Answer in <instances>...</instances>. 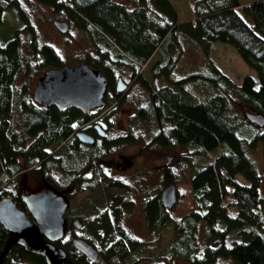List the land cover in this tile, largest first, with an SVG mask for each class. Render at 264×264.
<instances>
[{
  "label": "trees",
  "instance_id": "trees-1",
  "mask_svg": "<svg viewBox=\"0 0 264 264\" xmlns=\"http://www.w3.org/2000/svg\"><path fill=\"white\" fill-rule=\"evenodd\" d=\"M33 1L53 13H63L75 28L91 36L94 52L86 54L84 64L98 70L105 78L107 94L112 95V101L119 99L120 93L115 92L111 67L131 66L133 80L148 95V106L135 111L134 122L146 121L156 127L155 136L161 143L165 135L189 147L197 159H208L206 164L194 169L189 180L193 208L186 215L173 221L158 195L142 203L150 236H158L165 226L172 224V240L163 254L172 261L180 259L186 264H215L217 260H229L232 264H264L261 178L246 155L247 150L264 145V126L258 127L246 118L229 121L223 94L203 102L184 88L187 82L212 88L221 84L229 87L228 79L208 58L211 44L228 45L256 77V82L250 76L243 77L240 85L234 87V94L254 115L264 120V0H252L244 5L239 4V0H186L192 16L184 20L178 18L173 0ZM16 6L15 1L9 5L0 1V24L6 10L12 8L21 30L27 35L29 59L24 61L21 41L16 34L0 45V199L7 197V191L1 187L6 177L17 176L20 172L18 160L35 179L42 178L46 164L53 161L48 151L50 147L65 143L71 151L82 148L72 136L73 123L89 120L75 109H43L26 102L21 91L15 98L14 85L21 73L28 74L32 68L38 71L44 67L49 70L64 66L49 46L37 47L32 25ZM181 38L202 53L205 68L167 82V86L157 87L155 79L166 80L170 75L173 53ZM144 63L150 64L148 72L152 83L137 75ZM15 100L25 117L19 134L10 132L8 123ZM163 126L170 128L165 131ZM84 148L91 150L94 146ZM238 176L246 184L239 183ZM170 183V178L164 174V184ZM228 192L237 209L233 218L227 216L222 206ZM11 201L25 211L19 197ZM119 220L120 210L112 206L96 217L90 227L89 237L100 244L97 259L122 262L131 251L139 250V243L119 228ZM200 224L204 227L201 246L197 242ZM73 228L65 224L64 238L56 243L65 252L66 264H97L74 251L70 240L64 243L65 238H73ZM9 238V233L0 225V255ZM1 264L45 263L41 256L13 244Z\"/></svg>",
  "mask_w": 264,
  "mask_h": 264
},
{
  "label": "rangeland",
  "instance_id": "rangeland-1",
  "mask_svg": "<svg viewBox=\"0 0 264 264\" xmlns=\"http://www.w3.org/2000/svg\"><path fill=\"white\" fill-rule=\"evenodd\" d=\"M0 1L5 5L12 1L16 2V7L27 18L36 33L37 47L49 46L59 57L62 65L68 68L79 66L85 63L88 52H94L91 36L75 28L63 13H53L48 7L33 0ZM250 1L252 0H239V4L244 5ZM173 2L180 20L190 16L191 10L186 0ZM54 22L65 23L66 32L59 33L53 26ZM13 34L19 37L22 57L27 61L29 59L27 35L21 30L12 8H9L0 24V45L5 44ZM177 44L172 57L174 61L170 75L166 80L155 79L157 87L167 86V82L198 73L205 68L202 53L192 43L181 38ZM208 58L228 79L230 86L221 84L217 88H212L202 83L187 82L184 84L185 91L203 102L216 94H223L227 105L225 115L229 121L245 118L246 113L254 115L255 113L244 105L233 91L245 76H250L256 82L253 71L243 64L233 48L225 44H211ZM149 67L150 64L144 63L137 75L147 83H152ZM47 69L44 67L34 71L32 68L28 74L21 73L14 85L15 98L21 91V97L26 102H32L35 83ZM111 72L113 85L120 79L126 86L125 91L120 92V97L116 101L110 99L111 94H106L104 98L106 104L91 109L88 116L90 121H96L104 130L105 137L98 139L91 150L79 148L77 151H71L65 143L50 147L48 151L53 161L46 164V172L42 178L35 179L33 173L24 168L23 162L18 160L20 172L17 176L6 177L1 187L7 191V198L10 200L15 196H21L22 193L34 194L44 190L60 195L68 206L65 223L70 225L72 220H76L79 225L77 228L79 230L73 228V238L80 239L96 252L100 244L89 237L90 227L96 217L109 211L112 206L113 209L120 210L119 228L139 243V250L131 251L122 262L96 259L94 262L97 261V264H186L180 259L172 261L163 254V249L172 240V224L165 226L158 236L148 234L142 203L153 195H158L160 199L161 191L173 185L175 202L170 209L163 208L169 212L173 221L180 219L193 208L189 186L193 171L206 164L208 159H197L189 147L181 146L165 135H162L164 142L161 143L155 136L158 131L156 127L150 126L146 121L134 122L132 119L135 111L148 106L147 92L133 80L129 64L111 67ZM24 118L15 100L8 119L9 131L21 133ZM73 125L75 132L83 128L85 123L78 120ZM169 128L170 126H163L162 129L167 131ZM246 155L254 163L261 178L259 195L264 199V145L247 150ZM164 174L172 183L164 184ZM237 181L246 184L240 176L237 177ZM222 206L227 216L231 218L236 216L237 209L230 192L223 199ZM260 225L264 229V211L260 213ZM203 229L201 224L198 225L197 242L200 246L203 243ZM70 239L65 238L63 241L65 243ZM215 264L232 263L229 260H217Z\"/></svg>",
  "mask_w": 264,
  "mask_h": 264
},
{
  "label": "water",
  "instance_id": "water-1",
  "mask_svg": "<svg viewBox=\"0 0 264 264\" xmlns=\"http://www.w3.org/2000/svg\"><path fill=\"white\" fill-rule=\"evenodd\" d=\"M53 26L59 33L67 30L63 22H54ZM126 87L119 79L115 83V91L120 93ZM106 80L98 70L89 68L86 64L68 68L46 70L38 79L32 90V102L41 108L50 107L58 111L75 109L82 115L105 105ZM246 120L258 127L264 126L260 115L246 113ZM99 137L103 131L94 126ZM81 144L90 145L91 137L82 132L73 134ZM168 161V159H166ZM25 211L18 209L9 198L0 199V225L9 233L10 238L1 255L2 258L13 244L21 245L31 253L41 256L45 264H66L65 252L56 243L64 238L65 214L67 204L63 198L51 191H41L34 194L24 193L22 198ZM162 206L170 209L175 202L173 185L165 187L160 193ZM72 226L79 228L76 220ZM70 245L74 251L83 256L88 262H94L98 253L91 246L78 238H71Z\"/></svg>",
  "mask_w": 264,
  "mask_h": 264
},
{
  "label": "flooded vegetation",
  "instance_id": "flooded-vegetation-1",
  "mask_svg": "<svg viewBox=\"0 0 264 264\" xmlns=\"http://www.w3.org/2000/svg\"><path fill=\"white\" fill-rule=\"evenodd\" d=\"M115 83H116V82H115ZM125 87H126V86H125ZM106 89H107V88H106ZM106 94H107V90H106V92H105L104 98H105ZM104 101H105V100H104ZM105 104H106V102H105ZM43 109H44V108H43ZM88 115H89V114H88ZM88 115H84V116H87V117H88ZM84 123H85V126H84L83 128H79V129H77L74 133H76V132H78V131L84 133L85 135L91 137V139H92V143H91L90 145H84V144H81L80 142H78L77 139L74 138V135H72V136H73V138L78 142L79 145L83 146L82 148H84V147H92V146L95 145V143H96V141H97L98 139H103V138L105 137V132H104V130L98 125V123H97L96 121H90V120H88V121H86V122H84ZM95 125H97V126L103 131V136H102V137H99V136H98L97 131L94 129V126H95ZM74 133H73V134H74ZM85 149H86V148H85ZM23 194H24V193H22L21 196H18L20 200H22L21 198H22ZM65 215H66V214H65ZM73 221H74V220H72V222H73ZM72 222H70L71 226H72ZM65 224H66V223H65ZM78 227H79V226H78ZM61 241H62V240H61ZM56 246H57V245H56Z\"/></svg>",
  "mask_w": 264,
  "mask_h": 264
},
{
  "label": "crops",
  "instance_id": "crops-1",
  "mask_svg": "<svg viewBox=\"0 0 264 264\" xmlns=\"http://www.w3.org/2000/svg\"><path fill=\"white\" fill-rule=\"evenodd\" d=\"M191 16H192V14L190 13V16H189V18H191Z\"/></svg>",
  "mask_w": 264,
  "mask_h": 264
}]
</instances>
